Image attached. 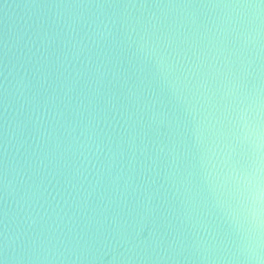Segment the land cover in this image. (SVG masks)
<instances>
[{"label": "water", "instance_id": "obj_1", "mask_svg": "<svg viewBox=\"0 0 264 264\" xmlns=\"http://www.w3.org/2000/svg\"><path fill=\"white\" fill-rule=\"evenodd\" d=\"M257 165L264 0H0V264H264Z\"/></svg>", "mask_w": 264, "mask_h": 264}, {"label": "clouds", "instance_id": "obj_2", "mask_svg": "<svg viewBox=\"0 0 264 264\" xmlns=\"http://www.w3.org/2000/svg\"><path fill=\"white\" fill-rule=\"evenodd\" d=\"M257 140H260L257 135ZM259 146V145H258ZM262 169L257 165L244 178V190L241 193L242 203L247 209V215L251 217L249 232L250 235L258 237L260 229L264 226V182H262Z\"/></svg>", "mask_w": 264, "mask_h": 264}]
</instances>
